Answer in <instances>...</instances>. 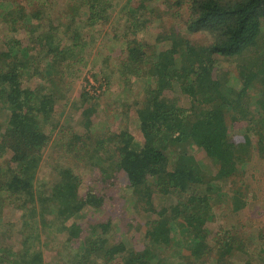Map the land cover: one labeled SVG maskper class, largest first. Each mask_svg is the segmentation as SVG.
Instances as JSON below:
<instances>
[{
    "label": "trees",
    "instance_id": "1",
    "mask_svg": "<svg viewBox=\"0 0 264 264\" xmlns=\"http://www.w3.org/2000/svg\"><path fill=\"white\" fill-rule=\"evenodd\" d=\"M71 1L75 2L72 12H66V1L62 7L71 22L57 23L51 17L57 0H0L1 6H7L0 12V25L9 24L11 31L23 27L31 34L26 41L0 35V231L5 208L23 211V224L30 228L33 226L27 219L40 213L44 234L53 237L68 232V241L76 244L79 252L70 261L58 252L60 261L46 263L38 233L37 250L34 242L26 240L24 248L14 254L6 251L13 254L11 258L0 256V264H89L91 249L96 251L94 256L101 257L103 246L107 247L104 264H234V257L248 254L244 252L251 241L233 227L220 228L211 236L207 224L217 212L208 201L225 192L233 197L232 210L239 211L248 208L249 199L256 198L258 190H264L262 179L254 174L255 180L247 178L248 167L256 159H264V50L254 53L246 63L232 61L264 42V0H185L189 17L183 30L171 29L167 17L160 16L154 5L150 8L149 0H126L119 21L125 20L128 44L119 74L124 79L147 81L143 97L134 100L139 122L133 131H137L118 128L111 139L96 141L97 153L106 152V156L100 155L102 152L93 156L101 181L110 182L102 185L105 193L89 188L81 194V176L62 167L58 170L60 181L52 183V194L46 199L36 194L35 181L51 139L48 131H52L57 116L59 85L55 81L64 79L70 69L81 76L78 64L84 63L89 46L88 29L110 24V10L119 2ZM183 2L178 1L179 5ZM85 8L90 10L86 14L88 28L77 23L82 21ZM152 25L159 27L154 30L155 45L138 38ZM198 33L205 39L195 38ZM39 47L41 55L36 52ZM223 71L231 74L225 81ZM104 73L111 78V73ZM38 77L48 86H33ZM232 88L236 91L233 99L228 93ZM83 93L82 106L89 95L88 91ZM94 106L84 109L83 115L88 118L86 129L95 134L98 124L90 120ZM240 122L246 123L243 130L237 126ZM254 133L257 143L251 150ZM91 137L81 138L79 147ZM103 162L112 168L113 175L118 171L126 174L128 186L124 188L131 189L125 194L126 201L140 213L156 216L144 225L142 248L130 247L125 241L107 246L104 236H93L98 234L97 225L90 223L92 236L86 237L83 225L73 220L93 208L91 219L100 224V235L111 230V222L95 217L107 196L116 197L109 188L117 185L116 176L108 174ZM244 182L252 184L254 190L242 192ZM163 197L168 205L159 204ZM39 200L50 205L38 208ZM46 215L51 221L44 220ZM22 231L24 234L25 229ZM258 242L264 245V228ZM250 263L247 260L244 264Z\"/></svg>",
    "mask_w": 264,
    "mask_h": 264
},
{
    "label": "rangeland",
    "instance_id": "2",
    "mask_svg": "<svg viewBox=\"0 0 264 264\" xmlns=\"http://www.w3.org/2000/svg\"><path fill=\"white\" fill-rule=\"evenodd\" d=\"M66 3V12H72V7H75L71 0H57L51 7V17L52 19L62 22H71L70 19L67 20V16L63 13L62 7ZM117 5L110 10L112 15L111 23L108 25L98 24V27L89 28L88 35L86 38L89 39L88 47L85 49L83 59V64L79 65V70H82L81 76H77L73 69L68 70L64 79L59 78L55 81L59 87L57 95L56 111L57 116L54 124L52 125V131L50 133V141L46 147L42 163L38 172V176L35 181V191L36 194L41 195V198H46L52 194V189L55 183L60 181V174L58 170L62 167H68L74 173L79 174L81 177L80 192L84 194L89 188L95 189L101 193H105L102 185L108 186L110 182L103 183L100 168L96 166L98 162L93 158L94 155H99L102 152L96 149V141L100 139H111L110 136L112 132L121 129H127L128 131H133L134 128L138 127V116L135 115V104L134 100L136 98L141 99L145 94V89L147 88V81L143 78L135 79L128 77L124 79L119 74L120 70V60L124 59V48H126L127 37L124 36L126 29L124 26L125 20L119 21L120 11L126 3V0H118ZM179 0H149L150 8L154 5L158 9V14L162 17H167L166 22L171 29H178L182 27L185 28L186 20L188 19L189 10L186 6L185 0L179 5ZM185 4V5H184ZM1 6V5H0ZM171 6V7H170ZM7 6H1L0 12H4ZM84 17L81 22L82 26L88 28L87 25V15L89 14V9L85 8ZM176 12L179 14L177 15ZM87 14V15H86ZM77 23H72L77 25ZM112 24L113 30H112ZM159 30L153 28V25L144 28L141 33L138 34V38L144 42L152 44H157V34L155 31ZM0 35H9L11 38H17L20 41H26L31 34L23 27H20L17 31H11L10 26L7 23H2L0 25ZM86 36V35H85ZM195 38L199 40L205 39L204 34L198 33L194 35ZM9 38V37H8ZM7 38V40H8ZM264 41V40H263ZM27 43V42H26ZM264 50V42L253 48V52L246 53L243 56L236 57L232 59L235 63H246V61L252 60V55L260 50ZM38 55H41L43 49L39 47L36 49ZM109 55V58H107ZM111 57V58H110ZM115 57H120L116 63H111V60ZM105 59V61H104ZM109 62H106V61ZM103 62V63H102ZM102 66V67H101ZM116 66V67H115ZM78 67H76L77 69ZM75 69V70H76ZM111 75V78L105 76L104 71ZM58 76L57 74H55ZM55 76V77H56ZM125 76V75H123ZM222 80L225 81L231 76L227 71L221 73ZM42 77H38L33 80L34 84L47 85ZM32 83L27 82V85L32 86ZM85 89V90H84ZM235 89V88H234ZM232 88L229 91L230 98L235 97L236 91ZM88 91L89 95L88 101L83 102L82 106V94ZM95 105V112L91 113V121L95 126V134L86 129L87 117H84V109H90L91 105ZM121 116V121L119 120ZM239 129L243 130L246 127V123H237ZM240 130V131H241ZM137 129L133 132H136ZM233 132V131H232ZM232 132L230 135H232ZM87 141V144L80 148L81 138L91 136ZM78 136V137H77ZM89 138V137H88ZM252 142L254 145L251 146V150L255 147L257 143V135L254 133L251 135ZM195 147L192 153H194ZM256 152V149H254ZM253 151V152H254ZM106 153V152H105ZM103 152L100 155L106 156ZM197 154L198 157V153ZM201 153H199V156ZM105 168H107L108 174L112 177L116 176L117 185L109 187L116 197L112 198L107 196V200L104 206L97 210L96 219L100 222L108 221L111 222V230H108L105 234L102 233L101 226L96 220L91 218L94 215L90 214L93 208L85 210L84 215L81 218L73 219L78 223H81L84 228V236L90 237L89 227H92L90 223L97 225L98 234H93L96 239L98 236H104V244L107 246L115 245L121 241L130 247L142 248L140 242L144 240L145 236V224L149 219L156 218V216H151L148 214L140 213L135 205L130 204L126 201V193L131 192V189L125 190L124 186H128L127 176L124 172L118 171L113 175L112 168L108 166L105 162ZM257 176L258 179H262V187L264 188V159L258 158L253 162V165L248 167L247 178H253L252 175ZM251 180V179H249ZM248 180V181H249ZM55 181L54 184H52ZM252 181V180H251ZM217 182V180H215ZM250 182V181H249ZM259 184L256 181H253ZM254 183V184H255ZM238 185V184H237ZM261 185V184H260ZM261 187V188H262ZM241 191H253L254 186L252 184L244 182L240 187ZM258 196L256 198L252 197L247 203L248 208L241 209L239 211H233V197L225 192L219 195H214L209 199V206L215 207L217 215L213 221H210L207 226L212 230L211 236L220 228H236L240 236H244L245 240H250V244H247L248 254H239L237 258L234 257L232 261L234 264H244L249 260L250 264H264V245L258 242V235L264 228V190L260 192L257 191ZM203 195V193H201ZM122 197H117V196ZM37 196V197H39ZM159 204L161 206L168 205V200L166 197L159 198ZM36 204L38 208H48L50 202ZM173 202V200H172ZM261 202V203H260ZM260 203V204H259ZM170 204V203H169ZM95 210V208H94ZM46 211H48L46 209ZM23 211L19 209L8 207L4 209L3 223L0 231V247L5 248V250H0V256H4L9 259L11 256L24 248V241L34 242V250L38 249L36 240V235L41 234L40 246L43 250L44 259L46 263H56L60 261L57 257V253L61 254L65 260L70 261L72 255L78 254L79 249L75 248L76 244L70 243L68 241L69 233L64 232L58 235H53V237H48L44 234V229L42 228V220L40 213L36 214L34 218H28V224L33 227L25 226L22 219ZM46 222L51 221L50 215L44 216ZM71 220L69 223H71ZM92 220V221H91ZM89 221V222H88ZM105 222V223H106ZM25 223V222H24ZM147 227V226H146ZM25 229V233L23 231ZM248 235L251 238H248ZM242 236V237H243ZM45 241V243H44ZM74 245V246H73ZM100 245H103L100 243ZM107 249L106 246L100 251L101 257L94 256L96 251L94 247L91 249V253L88 255L89 264H104V253ZM10 250L13 254L6 252ZM262 259V260H261ZM104 261V262H103ZM174 261H170L168 264H173Z\"/></svg>",
    "mask_w": 264,
    "mask_h": 264
}]
</instances>
